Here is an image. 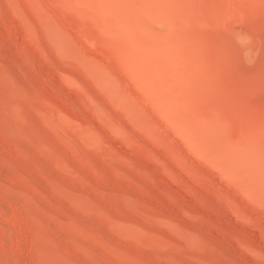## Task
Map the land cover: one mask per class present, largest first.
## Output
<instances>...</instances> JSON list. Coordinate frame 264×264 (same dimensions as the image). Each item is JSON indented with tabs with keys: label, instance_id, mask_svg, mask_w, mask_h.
Instances as JSON below:
<instances>
[{
	"label": "rangeland",
	"instance_id": "obj_1",
	"mask_svg": "<svg viewBox=\"0 0 264 264\" xmlns=\"http://www.w3.org/2000/svg\"><path fill=\"white\" fill-rule=\"evenodd\" d=\"M231 1L0 0V264H264V0Z\"/></svg>",
	"mask_w": 264,
	"mask_h": 264
},
{
	"label": "bare ground",
	"instance_id": "obj_2",
	"mask_svg": "<svg viewBox=\"0 0 264 264\" xmlns=\"http://www.w3.org/2000/svg\"><path fill=\"white\" fill-rule=\"evenodd\" d=\"M230 2H232L231 0H230ZM229 6H231V4L229 5ZM230 8H232V6L230 7ZM229 11H231V10H229ZM232 12H233V10H232ZM229 13V12H228ZM233 14V13H232ZM208 16V15H207ZM206 16V17H207ZM231 16V15H230ZM201 19V18H200ZM110 20V19H109ZM183 22V21H182ZM232 22V21H231ZM198 23H200V22H198ZM202 23H203V20H202ZM232 23H234V21L232 22ZM231 23V24H232ZM228 24V23H227ZM226 24V25H227ZM170 25V24H169ZM178 25H180V23H178V24H174V27H176V26H178ZM202 26L203 27H205V25L204 24H202ZM186 27V26H185ZM191 29H193V27H191ZM190 30V29H189ZM210 30V29H209ZM212 30H214V29H212ZM120 39V38H119ZM200 58V57H199ZM190 65H191V63H190ZM194 66V65H193ZM197 66V65H196ZM195 68H197V67H195ZM198 69V68H197ZM214 69H216V68H214ZM132 70L135 72V73H138V71H137V68H136V65L134 64V63H132ZM213 70V69H212ZM204 73V72H203ZM194 74V73H193ZM200 75V74H199ZM184 81V80H183ZM138 83V82H137ZM133 85V84H132ZM138 85H139V90L141 89V93H143V94H141V96L143 95L144 96V98H145V100L147 101V99L148 100H150L154 105H155V107H157L158 109H160V110H164V115H163V117H165V119H166V116H165V113L167 114V117H168V115H169V118H173L174 117V115H173V117H170V116H172V114L173 113H171L170 114V109H168L169 108V106H167L166 105V103H164V101L162 100V99H165V101H167V99L166 98H161L160 97V95L159 94H157L156 92H147V90L149 89V88H147L148 86L147 85H149L148 83H147V85H145L144 83L141 85V82H139L138 83ZM134 86V85H133ZM159 91H160V89H159ZM161 92V91H160ZM161 94V93H160ZM142 96V97H143ZM162 97H164V96H162ZM147 103V102H146ZM149 103V102H148ZM147 103V104H148ZM168 103V102H167ZM150 104V103H149ZM171 104V103H170ZM169 105V104H168ZM172 107V106H171ZM155 110H156V108H155ZM157 111V110H156ZM170 111V112H169ZM159 112H161V111H159ZM161 114H162V112H161ZM184 114V113H183ZM193 115V114H192ZM195 115V114H194ZM176 116V115H175ZM178 116H180V114L178 115ZM177 116V117H178ZM181 117V116H180ZM192 116H190V118H191ZM189 117H186V119H185V117H182V119L180 118V120H182V121H179V122H184V123H186L187 121L186 120H189L188 119ZM193 118V117H192ZM168 119V118H167ZM185 119V120H184ZM168 120H170V119H168ZM173 120V119H172ZM171 120V121H172ZM186 121V122H185ZM191 125V127H192V123L190 124ZM195 125V124H194ZM197 126V125H196ZM200 126V125H199ZM188 127H189V125H188ZM195 127V126H194ZM204 127V126H203ZM190 128V127H189ZM197 128V127H196ZM193 129V128H192ZM185 130V129H184ZM180 131V130H179ZM181 132V131H180ZM193 133V132H192ZM183 136V135H182ZM192 143H193V145H195L196 147H198L199 148V146L201 145H198V143L196 142V135H195V132L192 134ZM200 153L204 156V157H208V155H207V153L204 151V150H202V149H200Z\"/></svg>",
	"mask_w": 264,
	"mask_h": 264
}]
</instances>
